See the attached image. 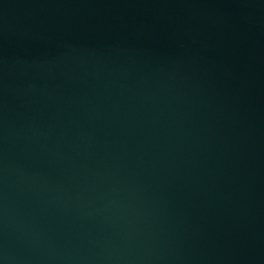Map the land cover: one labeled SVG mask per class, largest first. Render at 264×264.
Masks as SVG:
<instances>
[{"label": "water", "instance_id": "obj_1", "mask_svg": "<svg viewBox=\"0 0 264 264\" xmlns=\"http://www.w3.org/2000/svg\"><path fill=\"white\" fill-rule=\"evenodd\" d=\"M0 264H264V0H0Z\"/></svg>", "mask_w": 264, "mask_h": 264}]
</instances>
